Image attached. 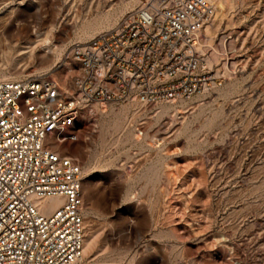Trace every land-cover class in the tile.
I'll use <instances>...</instances> for the list:
<instances>
[{
	"label": "rangeland",
	"instance_id": "374dc122",
	"mask_svg": "<svg viewBox=\"0 0 264 264\" xmlns=\"http://www.w3.org/2000/svg\"><path fill=\"white\" fill-rule=\"evenodd\" d=\"M212 1L211 85L85 106L60 146L82 166L86 262L264 264V0ZM143 3L0 0V81L48 74L69 90L73 50Z\"/></svg>",
	"mask_w": 264,
	"mask_h": 264
},
{
	"label": "built area",
	"instance_id": "2783aa9c",
	"mask_svg": "<svg viewBox=\"0 0 264 264\" xmlns=\"http://www.w3.org/2000/svg\"><path fill=\"white\" fill-rule=\"evenodd\" d=\"M216 13L212 0H145L73 50L69 90L48 74L0 81V264H96L84 258L82 166L60 146L77 140L85 106L186 99L216 80L200 50ZM53 197L65 201L51 209Z\"/></svg>",
	"mask_w": 264,
	"mask_h": 264
},
{
	"label": "bare ground",
	"instance_id": "6f19581e",
	"mask_svg": "<svg viewBox=\"0 0 264 264\" xmlns=\"http://www.w3.org/2000/svg\"><path fill=\"white\" fill-rule=\"evenodd\" d=\"M144 3H145V0H144ZM143 3V4H144ZM142 4V5H143ZM205 66H207L206 64V59H205ZM23 73V71L21 70V68L19 67H14L13 70H12V74L13 75H16V76H19ZM13 78V76L11 77H4V80H11ZM14 79V78H13ZM17 79V78H15ZM2 80V81H4ZM59 81V80H58ZM60 85H61V82L59 81ZM212 83H208L206 84V88L208 87V85H211ZM62 86V85H61ZM136 99V98H135ZM65 201V198L64 197H53V198H49V199H46L44 201V203L46 205H48V207H50L51 209H54L56 208L57 206L61 205L63 202ZM84 248H85V242H84Z\"/></svg>",
	"mask_w": 264,
	"mask_h": 264
}]
</instances>
